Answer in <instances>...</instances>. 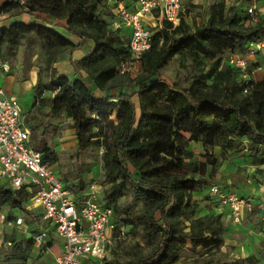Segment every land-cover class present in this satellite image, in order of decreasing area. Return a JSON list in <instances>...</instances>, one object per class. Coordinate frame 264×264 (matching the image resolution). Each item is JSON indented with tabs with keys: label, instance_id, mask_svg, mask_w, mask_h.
Here are the masks:
<instances>
[{
	"label": "trees",
	"instance_id": "trees-1",
	"mask_svg": "<svg viewBox=\"0 0 264 264\" xmlns=\"http://www.w3.org/2000/svg\"><path fill=\"white\" fill-rule=\"evenodd\" d=\"M104 7L105 0H3L0 14L40 13L63 19L67 33L94 42L89 55L72 63L75 73H84L102 91L124 85L130 91L100 97L83 78L58 75L53 63L77 45L63 33L35 22L15 19L0 28V59L12 56L21 42L27 48L41 47L48 77L35 83L32 107L46 108L47 119L64 113L71 120L68 128L74 130L77 155L88 147L102 150L106 187L101 200L125 226L126 236L138 235L144 242L126 251L127 261L113 251L111 258L93 263L179 264L187 244L194 249L219 248L226 232L225 208L210 197L213 211L197 214L200 205L194 197L208 184L207 166L217 159L206 155L203 160H191L187 143L219 147L224 154L245 150L253 165L264 166V78L254 75L249 92H243L241 73L226 57L244 54L248 43L264 34V15L253 20L245 9L241 13L218 0L209 3L203 22L192 25L186 21V8L177 27L163 21L155 29L149 49L139 57L141 72L124 83L125 74H119L117 67L130 56L129 31L113 28ZM173 57L199 67L187 85L161 76ZM204 60L212 61L206 72L201 68ZM39 129L31 127L32 145L57 162L56 153L42 142L45 131ZM246 196L254 203L259 199L253 193ZM121 197L140 207L133 211L130 204L119 203ZM27 201L24 189L14 191L0 184V209L7 206L27 212ZM40 218L33 219L35 233ZM34 243L33 235L26 239L19 255L23 263ZM50 245L48 241L43 246Z\"/></svg>",
	"mask_w": 264,
	"mask_h": 264
},
{
	"label": "rangeland",
	"instance_id": "rangeland-1",
	"mask_svg": "<svg viewBox=\"0 0 264 264\" xmlns=\"http://www.w3.org/2000/svg\"><path fill=\"white\" fill-rule=\"evenodd\" d=\"M258 1L260 4H264V0H225V3L228 6H236L243 13L247 4L258 3ZM208 5L207 0H199L196 4L186 5V21L192 25L203 22L206 19ZM3 15L0 14V17H5ZM254 59L261 63L264 68L263 54L255 56ZM6 62L9 66L7 71L1 68V65ZM44 63L45 54L39 45L34 44L27 48L24 42H21L15 47L12 56L5 60L0 59V85H6V81H10V96L17 98L20 102L26 114L30 132L33 126H40L39 132L45 131L42 142L56 153L55 174L66 187L77 192L95 182L102 190L104 186L106 187L102 184V150L96 147H88L80 155H77L75 138L72 135V130L68 129L69 123L66 115L61 113L56 117L47 119L44 115L46 108H39L37 105L32 107L35 83L38 80H47L48 77L44 70ZM211 64V60H204V66L201 68L206 72ZM141 70V60L139 58L134 59L130 69L124 75V83L133 79ZM198 71L199 67L190 61L182 63L173 57L161 71V76L170 82L177 81L187 85ZM123 89L130 91L126 85L123 86ZM47 94L49 92L45 93V95ZM30 117L36 118L30 119ZM33 140L31 137V141ZM186 148L192 155L191 160H203L206 155L217 159L214 165L207 166L208 184L194 192V197L200 205L197 214L213 211L208 193V186L211 183L233 188L244 195L253 193L255 198L259 195L257 193L261 195L264 191V166L256 167L253 165L249 152L242 150L224 154L221 153L219 147H208L201 142L194 141L188 142ZM255 198L252 199L255 200ZM118 201L122 204H130L133 211L140 207L139 203L132 202L128 197H121ZM27 212L9 209L7 206L0 209V264H53L51 253L43 245L35 243L28 253L27 261L23 263L20 260L19 255L26 247V239L35 233L33 219L38 215ZM260 212L258 207L251 215L243 216L241 222L237 224L224 222L226 227L225 238L224 243L219 248L204 250L197 247L194 249L190 244H187L178 263L264 264V215L261 216ZM9 215H12L13 218L9 219ZM18 218H21L22 225L16 224ZM39 222L45 227L48 225L44 220H39ZM48 238L53 240L52 234ZM48 238H46L47 241ZM137 244L144 245L140 236L128 234L113 251L118 253L121 260L127 261L130 259V255H127L126 251L131 247H136ZM94 263L104 264L102 261Z\"/></svg>",
	"mask_w": 264,
	"mask_h": 264
},
{
	"label": "built area",
	"instance_id": "built-area-1",
	"mask_svg": "<svg viewBox=\"0 0 264 264\" xmlns=\"http://www.w3.org/2000/svg\"><path fill=\"white\" fill-rule=\"evenodd\" d=\"M189 1L105 0L111 26L129 31L130 56L118 65L119 74L127 73L131 62L149 49L155 29L163 21L173 27L179 25ZM245 11L256 20L258 15H264V4L251 2ZM262 54L264 34L251 40L244 54L227 55L228 63L241 73L245 93L249 92L255 73L262 70L254 59ZM1 68L9 70L7 62ZM56 163L32 146L30 127L20 102L0 87V184L14 191L24 189L28 194L26 210L40 215L62 240L54 264L109 259L119 242L126 238L125 226L115 220L113 209L100 199L101 190L95 182L75 193L56 176ZM208 193L213 202L225 208L230 224L241 222L245 212H253L258 207L264 211V191L256 203L235 189L217 183L209 186ZM16 224H23L21 218ZM46 236V228L39 224L38 232L33 234L35 244L44 245Z\"/></svg>",
	"mask_w": 264,
	"mask_h": 264
},
{
	"label": "crops",
	"instance_id": "crops-1",
	"mask_svg": "<svg viewBox=\"0 0 264 264\" xmlns=\"http://www.w3.org/2000/svg\"><path fill=\"white\" fill-rule=\"evenodd\" d=\"M2 1L3 0H1L0 3ZM190 1L194 4L199 2V0H190ZM132 6H130V7H132ZM3 16H5V17H0V28L9 26V24L11 22H13L15 19H20L21 21L26 22V23L27 22H35L37 24H43L47 27H50L52 29L59 31L60 33H63L65 36H67L69 39H71L73 41V43H75L77 45L76 48H70V49L66 50L63 53V55L61 57H59L53 63V66L57 69L58 75H67V76H71V77L83 78L87 82L88 86L94 91V93L100 97L116 96L117 94H119V92H126V91H124L123 87L112 88V89L107 90V91L99 90L96 88L93 81L90 78H88L84 73H75L72 63L74 61H77V60L89 55L93 51L94 42L91 39L82 40L80 37H77L75 35L67 33L65 28H64L65 21L63 19L53 18V17L47 16L45 14H40V13H34V14L22 13L21 15L15 16V17L8 16V15H3ZM255 75H256V78H259V79L264 78L263 66H262V70L257 71L255 73ZM2 85H0V87L2 86V88L5 90L6 94L10 96V93H11L10 81L7 80L6 85L5 84H2ZM67 122L70 123L71 120L67 119ZM68 129L72 130L71 131L72 135L75 138L74 130L72 128H68ZM74 142L76 143L75 139H74ZM80 191H82V189L81 190L79 189L77 192H80ZM257 194H259V198H260V196H261L260 193H257ZM225 212H226V210L224 209L223 220H224V222H228ZM254 212L255 211L249 212V213L245 214L244 217H246L247 215H251ZM260 214H261V216H263L264 211L260 212ZM40 220H42V219L40 218ZM40 225H42V224H40ZM45 228L47 231L46 238H48L50 236V234H52L53 240L48 238V241H51V245L47 246L45 248L47 251H49L51 253V256L53 259V264H54V256L61 250L62 240L49 227V225H46ZM48 241L46 239V243ZM84 264H94V263L91 260V261H84Z\"/></svg>",
	"mask_w": 264,
	"mask_h": 264
}]
</instances>
